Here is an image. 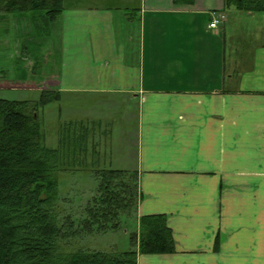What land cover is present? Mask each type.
<instances>
[{"label":"crops","instance_id":"obj_1","mask_svg":"<svg viewBox=\"0 0 264 264\" xmlns=\"http://www.w3.org/2000/svg\"><path fill=\"white\" fill-rule=\"evenodd\" d=\"M121 1L64 0L52 23L32 12L38 31L54 32L57 69L27 87L24 76L0 78V92L136 105L135 138L123 141L133 152L110 150V163L136 172L137 217L165 216L175 246L136 264H264V13L223 0ZM216 13L225 21L210 29Z\"/></svg>","mask_w":264,"mask_h":264},{"label":"trees","instance_id":"obj_2","mask_svg":"<svg viewBox=\"0 0 264 264\" xmlns=\"http://www.w3.org/2000/svg\"><path fill=\"white\" fill-rule=\"evenodd\" d=\"M223 7L264 13V0H223ZM63 8L64 0H0V16L42 11L49 23ZM59 100L56 90L41 91L36 101L0 98V264H136L139 254L173 253L165 216L137 217L134 171L91 168L95 180L91 197L78 215H63L59 204L68 202L58 193V174L101 162L102 153L94 145L100 132L93 123L101 124L61 122L56 147H46L39 112ZM123 219L135 223L129 235L131 250L74 248L80 233L104 234L118 228Z\"/></svg>","mask_w":264,"mask_h":264},{"label":"rangeland","instance_id":"obj_3","mask_svg":"<svg viewBox=\"0 0 264 264\" xmlns=\"http://www.w3.org/2000/svg\"><path fill=\"white\" fill-rule=\"evenodd\" d=\"M115 2L120 5L126 4L121 0H115ZM35 13L42 15V11H35ZM31 14L32 12L6 14L4 18L0 19V78L13 84L17 78L24 76L26 87L31 83H38L45 74L52 75L57 69L53 53L55 40H51L54 32L49 28L50 26L38 31L36 27L41 25V20L39 18L30 20ZM17 47L24 57L14 55ZM39 96L40 93L28 88L4 89L0 92V98L7 100L36 101ZM136 110V105H127L119 99L94 98V96L86 95L64 97L59 101L45 105L40 110L41 131L44 136V144L48 148L56 147L57 129L61 122L74 119L85 120L83 119L85 116L101 120V127L93 123L97 128L96 132H100L99 136L95 135L94 145L99 150L98 152L102 153L101 162L96 167L89 166L81 170L65 171L58 174V193L68 202L59 204L63 215L69 213L78 215L82 211L95 187L91 168L94 170L113 168L110 162L114 158L112 154L110 155V150L118 151L115 158L121 155L120 158L129 160L128 154L133 152V147L129 143L124 146L123 141H126V138L133 141L135 138L134 114ZM109 128L111 139L107 134ZM134 162L132 157L131 165ZM134 230L135 223L130 219H123L118 228L104 234L84 235L80 233L73 241L74 248L78 246L105 252H126L132 249L129 235Z\"/></svg>","mask_w":264,"mask_h":264},{"label":"built area","instance_id":"obj_4","mask_svg":"<svg viewBox=\"0 0 264 264\" xmlns=\"http://www.w3.org/2000/svg\"><path fill=\"white\" fill-rule=\"evenodd\" d=\"M224 21H225V15L223 13L213 14L208 27L210 29H215L218 27L219 24L223 23Z\"/></svg>","mask_w":264,"mask_h":264}]
</instances>
